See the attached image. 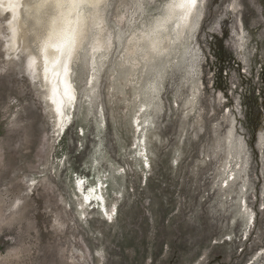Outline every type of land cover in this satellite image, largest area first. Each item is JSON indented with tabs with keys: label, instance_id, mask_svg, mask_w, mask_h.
I'll list each match as a JSON object with an SVG mask.
<instances>
[{
	"label": "rangeland",
	"instance_id": "rangeland-1",
	"mask_svg": "<svg viewBox=\"0 0 264 264\" xmlns=\"http://www.w3.org/2000/svg\"><path fill=\"white\" fill-rule=\"evenodd\" d=\"M167 1H107L111 56L92 92L74 59L65 134L0 37V264H264V0H201L195 76L127 55L125 20L141 3L150 25ZM99 182L112 221L82 200Z\"/></svg>",
	"mask_w": 264,
	"mask_h": 264
},
{
	"label": "bare ground",
	"instance_id": "bare-ground-1",
	"mask_svg": "<svg viewBox=\"0 0 264 264\" xmlns=\"http://www.w3.org/2000/svg\"><path fill=\"white\" fill-rule=\"evenodd\" d=\"M107 1L0 0V18L4 21L2 28L5 31L4 33L0 32V37H2L3 43L5 44V56L8 59H13L25 54V60L23 62L24 72L28 74L33 83L40 79L42 86L46 90L45 101L50 109V113L55 117V123L57 124L55 126H59L58 132L60 133L65 134L68 130L66 128L70 126L69 124L72 118L68 114V110L73 108L77 101L76 88L72 84L71 76L73 73L72 63L75 61L74 59L78 57L80 51H85V55L89 57L88 71L91 72V75H89L86 83L91 86L90 92H92L98 83L100 69L111 56L114 40H112L111 29L106 24V12L104 9ZM173 2L174 0H168L164 5V14L161 16L158 15L159 17L157 19H153L154 21L151 24L149 23L150 25L140 22V25L136 26L141 17L140 15L144 12V9L141 8V3L138 7L140 11L139 15L135 14L125 20L126 25L134 28L127 39V55L136 56L139 53L141 54L140 61L142 62L163 57V60H166L165 63L170 65L179 63L176 60L178 57L184 65L185 73L188 76H193L195 74L193 65L195 66L199 62V59L195 60L194 58L196 57V53L192 35H194L193 31L195 32L200 24L199 21L202 15V8H200L201 0H196L195 7L190 10L170 8L169 5ZM175 2L178 3L179 0H175ZM53 29L57 31L61 29H72L76 31L78 36L72 58L67 60V73L65 74L64 69L61 67L59 76H55L51 71L54 66L53 60L59 54L50 48L48 50V62L46 63L45 55L42 51L43 43ZM121 36L122 33L118 32V39ZM32 48H34L35 52H32ZM7 58L6 60H8ZM63 59L65 58H62V62ZM124 62H128V58H125ZM132 62L136 63L137 60L133 59ZM46 68L48 69L47 72ZM146 84L150 85V87H144L147 88L146 95L148 103L143 105L142 115L148 111L153 101V93L156 92L153 82L148 81ZM54 88L57 90L54 91ZM99 113V116L103 118L102 109ZM139 120L136 119V128L142 132L143 128H141L142 125L141 121L138 122ZM143 122L146 123V121ZM138 144V147H140V140H138ZM236 179L237 176L231 181H227L226 188H230L236 182ZM84 189V183L78 181L79 192L83 193ZM87 191L92 193L90 189H87ZM240 192L242 197H244L245 193L243 190ZM103 194L104 192L102 190L101 192L96 191L95 195H98L96 197L87 194L85 196V198L87 197V200L85 199V205L87 203L98 204V206L102 207V210L100 208L101 212L106 213L107 218L112 221L114 219L112 218L114 211L111 209V211L109 209L106 211L107 207ZM240 202V212L243 216L248 217L249 221L252 220L253 212H249L247 202ZM82 213L85 212L83 211Z\"/></svg>",
	"mask_w": 264,
	"mask_h": 264
},
{
	"label": "snow or ice",
	"instance_id": "snow-or-ice-1",
	"mask_svg": "<svg viewBox=\"0 0 264 264\" xmlns=\"http://www.w3.org/2000/svg\"><path fill=\"white\" fill-rule=\"evenodd\" d=\"M196 0H179V2H174L169 5L170 8H181V9H191L195 7ZM78 36L75 30L72 29H61L59 31L53 29L49 34L47 39L43 43L42 51L45 55V61L48 62V50L51 48L59 55L56 56L53 60V68L51 69L52 73L55 76L60 75V68L64 69L65 74L68 70L67 60L72 58V54L75 50ZM62 58L63 62H62ZM48 69L46 68V72ZM57 89L54 88V91ZM87 200V197L85 198Z\"/></svg>",
	"mask_w": 264,
	"mask_h": 264
}]
</instances>
